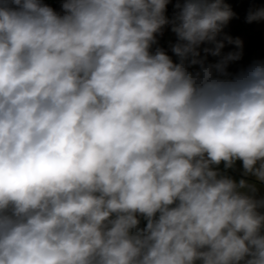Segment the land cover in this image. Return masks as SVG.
I'll list each match as a JSON object with an SVG mask.
<instances>
[{
    "label": "clouds",
    "instance_id": "9594fccd",
    "mask_svg": "<svg viewBox=\"0 0 264 264\" xmlns=\"http://www.w3.org/2000/svg\"><path fill=\"white\" fill-rule=\"evenodd\" d=\"M169 2L0 0V264H264V198L219 171L264 183V62L229 73L223 0Z\"/></svg>",
    "mask_w": 264,
    "mask_h": 264
},
{
    "label": "trees",
    "instance_id": "16d2710c",
    "mask_svg": "<svg viewBox=\"0 0 264 264\" xmlns=\"http://www.w3.org/2000/svg\"><path fill=\"white\" fill-rule=\"evenodd\" d=\"M62 0H40L42 4H46L53 8L55 11L58 9V5ZM183 4L184 0H170L167 5L165 14L171 15L173 18L179 11L175 7L177 3ZM223 3L228 5L234 13L233 18L224 26L223 31L218 36V39L223 40L224 36H230L233 40L238 39L241 41V48H237L235 44H229L225 41V46L221 50V56L226 55L228 52L241 51L242 58L239 61L233 62L229 66V73L235 75L241 70L246 69L254 61L264 62V46H262V35L260 30L254 26V21L249 23L247 16L250 11H254L253 5L259 4L264 7V0H223ZM174 44L178 42V38L175 34L173 38ZM155 46L152 45L151 49ZM158 47L165 51L167 55L173 60V62H179L172 49H165L164 43L161 41ZM214 45L210 43H204L199 48L200 59H204L208 63H215L220 57L212 56L210 53L204 51L205 48H213ZM198 66L191 70H197Z\"/></svg>",
    "mask_w": 264,
    "mask_h": 264
},
{
    "label": "crops",
    "instance_id": "0c3cea01",
    "mask_svg": "<svg viewBox=\"0 0 264 264\" xmlns=\"http://www.w3.org/2000/svg\"><path fill=\"white\" fill-rule=\"evenodd\" d=\"M47 1H52V0H47ZM260 8H264V7H261L259 4L253 5L254 11L257 9H260ZM165 15L169 19H172L171 15H169V14H165ZM254 26L256 29L260 30L261 35H262V46H264V20L254 21ZM174 36H175V33L171 31V25L165 26L161 33L156 34L155 46L152 49H150V51L152 53H155V51L159 48L158 44L161 41L164 43V48L168 49V48H166L165 42H168L169 40L174 38ZM219 171L221 172V174L231 176L233 179H235L237 181H239L240 179H245L250 184H254L257 188V191L254 194L256 196V198L257 199L264 198V183L257 181L254 176H251V175L245 176L244 172H243V166H242L241 161H236L235 165L231 169H225L223 163H221V165L219 166ZM242 191H247V190H242ZM145 225H146V221H144L143 218H141V225L140 226L144 227ZM197 264H200V262L198 261Z\"/></svg>",
    "mask_w": 264,
    "mask_h": 264
},
{
    "label": "rangeland",
    "instance_id": "374dc122",
    "mask_svg": "<svg viewBox=\"0 0 264 264\" xmlns=\"http://www.w3.org/2000/svg\"><path fill=\"white\" fill-rule=\"evenodd\" d=\"M165 43H166V48L172 49V46L174 45L173 38L171 40H169L168 42H165Z\"/></svg>",
    "mask_w": 264,
    "mask_h": 264
},
{
    "label": "built area",
    "instance_id": "2783aa9c",
    "mask_svg": "<svg viewBox=\"0 0 264 264\" xmlns=\"http://www.w3.org/2000/svg\"><path fill=\"white\" fill-rule=\"evenodd\" d=\"M61 3H62V1H60L59 5H58L57 12H60L61 11Z\"/></svg>",
    "mask_w": 264,
    "mask_h": 264
}]
</instances>
